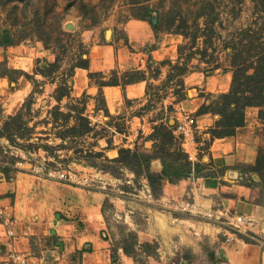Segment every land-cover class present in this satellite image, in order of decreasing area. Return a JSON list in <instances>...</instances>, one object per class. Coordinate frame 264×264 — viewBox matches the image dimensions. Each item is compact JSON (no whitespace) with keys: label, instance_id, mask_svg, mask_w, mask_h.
Segmentation results:
<instances>
[{"label":"rangeland","instance_id":"rangeland-1","mask_svg":"<svg viewBox=\"0 0 264 264\" xmlns=\"http://www.w3.org/2000/svg\"><path fill=\"white\" fill-rule=\"evenodd\" d=\"M153 18L158 21L155 28L148 21ZM258 27L263 28L264 40V0H0V176L10 178L25 168L40 180L49 178L35 171L40 163L85 170L94 178L90 188L100 196L101 236L113 253L121 247L137 264L153 259L214 264L219 259L218 241L226 237L223 232L256 239L251 224L239 232L201 213L179 210L178 200L192 194L169 191L162 199L163 182L220 176L218 181L246 186L245 200L264 207V151L258 156L264 147V121L258 117V106L244 107L243 123L228 134L240 135L242 145L236 152L244 159L216 163L210 149L212 132L222 130L215 105L218 95L229 89L230 54L240 38ZM135 28L144 36L134 38ZM96 56L111 64L90 76L87 71L84 88L72 94L76 64ZM219 73L221 80L211 83V76ZM127 78L142 80L136 85H143V90L139 95L122 94L117 109L110 104L109 110L103 81L121 85ZM207 83L218 88H206ZM87 84L98 89L88 93ZM64 90L68 95L57 101ZM60 110L75 115L82 111L93 123L87 122L91 127L85 131H71L68 125L80 119L68 116L63 123ZM179 111L201 124L196 135L198 160L175 152L179 139L173 120ZM122 147L130 156L150 154L149 171L162 177L149 181L138 157L117 160ZM184 160L190 161L192 173L181 178L170 174L169 167ZM208 194L202 196L209 198ZM196 198L203 208L222 205L216 199ZM77 207L64 201L54 210L63 220H77ZM216 227L217 236L211 240ZM193 241L198 245L191 250Z\"/></svg>","mask_w":264,"mask_h":264},{"label":"crops","instance_id":"crops-1","mask_svg":"<svg viewBox=\"0 0 264 264\" xmlns=\"http://www.w3.org/2000/svg\"><path fill=\"white\" fill-rule=\"evenodd\" d=\"M131 30L134 38L144 36V33L136 28ZM146 40L150 39H144ZM110 64V59L105 61L103 57L96 56L88 59L87 67L77 66L71 93L77 95L84 88L86 80L89 79L86 75L87 71L94 72L103 65ZM203 78L204 76L196 78V81ZM221 78L219 73L212 75L209 80L213 83L214 80L219 81ZM141 82L142 80L136 82L134 80L125 83L124 88H121L118 83L102 84L101 88L109 110H111L110 104L115 106V110L122 94L139 95L143 85L136 84ZM207 84L206 88H218L215 83L210 86L209 83ZM132 85L135 87H129ZM86 86V91L91 94L98 89L95 84ZM193 100L197 105L200 104L199 97ZM241 141L238 134L215 136L210 149L216 163L228 165L238 158H243V155H240L242 152L240 154L236 152L242 145ZM219 177H188L178 183L165 181L161 197L167 198L170 195L169 191H172L171 195L189 193L195 198L199 195L211 201L219 200V203L226 208L248 215L251 219L250 230L259 238L247 240L231 232L228 234L223 232L226 237L218 241L216 252L219 259L214 264H264V248L261 240L264 239V207L245 200L244 197L249 192L246 186L236 181H218ZM40 178L39 175L25 168L17 170L10 178L0 176V206L2 208L0 264H4V249L7 241L3 218L11 220L9 225L15 234L13 247L27 255L28 264H137L121 247H117L113 253L109 241L101 236L104 234L103 225L100 222L102 214L99 208L100 196L96 190L51 178L41 180ZM205 192L209 193V198L202 196ZM215 194L217 195L214 196ZM64 201L68 205L78 206L77 220H63L62 214L54 210L63 207ZM206 203L209 204L208 201H205ZM52 212H56V215L52 216ZM216 230L217 227L212 233L213 236L209 235L211 240H215ZM185 242L187 244V241ZM197 245L198 242L194 244L193 241L190 245L191 250L196 249ZM146 264L165 263L163 260L153 259L148 260Z\"/></svg>","mask_w":264,"mask_h":264},{"label":"trees","instance_id":"trees-1","mask_svg":"<svg viewBox=\"0 0 264 264\" xmlns=\"http://www.w3.org/2000/svg\"><path fill=\"white\" fill-rule=\"evenodd\" d=\"M144 18V17H143ZM152 28H155L158 21L148 19ZM263 28L258 27L256 30L247 32L246 36L240 38L238 44L230 54L229 67L232 72L229 89L226 92H222L218 95L220 102L216 104L215 110L221 115V121L219 125L222 127L221 131L212 132L213 136H223L233 133L234 128L243 123V109L248 105L258 106V117L264 121V40H261V34ZM260 39V40H259ZM88 58L86 57L84 62L76 64V66L87 67ZM92 72H88L90 76ZM143 79V78H141ZM134 78H127L121 83V86L125 83L134 81ZM104 83L117 84V81H103ZM103 83V84H104ZM120 84V83H119ZM68 87V86H67ZM69 90L59 92L55 97L57 101L61 99L63 95H68ZM55 109H60V106L54 105ZM105 111H107L105 109ZM63 123L67 124V117H74L80 119V122L76 125H68L71 131L81 132L90 128L88 125L87 117L82 114L75 115L70 111L60 110ZM13 115L11 118H15ZM57 116V115H56ZM80 127H77L79 126ZM158 127L164 128V125L160 123ZM7 129V128H6ZM62 135H65L62 133ZM62 135H60L62 137ZM8 136V135H7ZM264 151V147L259 149V155ZM119 154L116 157L117 160H122V157L126 158V162H131L132 158L138 157V160L144 164L145 174L147 179L153 180L156 177H162L160 174L155 175L149 171V157L150 154L144 152H132V156L129 155V149L120 148ZM179 154H186L181 150L180 144L176 147L175 151ZM131 158V159H130ZM174 160H178V157H174ZM125 162V164H126ZM124 163V162H123ZM170 174L177 175L178 178L189 176L192 173V165L190 161H182L178 165L169 167ZM165 171L162 170V174ZM247 239L246 237H243ZM264 248V247H263Z\"/></svg>","mask_w":264,"mask_h":264},{"label":"built area","instance_id":"built-area-1","mask_svg":"<svg viewBox=\"0 0 264 264\" xmlns=\"http://www.w3.org/2000/svg\"><path fill=\"white\" fill-rule=\"evenodd\" d=\"M87 119L89 124L93 123V120H91L88 116ZM173 121V131L179 139L181 150L186 154V157L189 160H198V140L196 135L199 134V128L201 127L198 118L190 115V113L179 111V115H177L176 119ZM35 171L42 173L51 179L64 181L72 185L83 187L94 186V178L85 170L46 166L44 163H40L35 166ZM146 192H144L146 193V196L151 197V192L149 190ZM165 203L171 205L173 202L165 201ZM175 206L179 210L188 211L192 214L201 213L214 223L225 222L235 231L239 232H245L251 223V219L248 215L233 212L223 205H219V207L208 205L203 208L200 201L193 196L190 198H181ZM0 216H2L1 206ZM10 221V219L5 218H3L2 221L7 240L4 249V264H28L27 255L13 247V238L15 237V234L13 228L9 225Z\"/></svg>","mask_w":264,"mask_h":264},{"label":"water","instance_id":"water-1","mask_svg":"<svg viewBox=\"0 0 264 264\" xmlns=\"http://www.w3.org/2000/svg\"><path fill=\"white\" fill-rule=\"evenodd\" d=\"M153 21H155V19L153 18ZM109 32H110V30L109 29H107L106 30V35H108L109 34ZM4 39H6V37H4Z\"/></svg>","mask_w":264,"mask_h":264}]
</instances>
